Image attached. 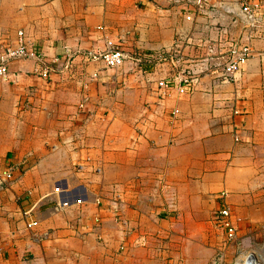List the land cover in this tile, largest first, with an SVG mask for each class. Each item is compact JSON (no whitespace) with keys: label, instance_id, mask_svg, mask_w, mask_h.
Listing matches in <instances>:
<instances>
[{"label":"crops","instance_id":"0c3cea01","mask_svg":"<svg viewBox=\"0 0 264 264\" xmlns=\"http://www.w3.org/2000/svg\"><path fill=\"white\" fill-rule=\"evenodd\" d=\"M241 3L209 0L197 10L189 0H0V53L22 38L61 60L49 80L34 59L12 60L0 81V174L18 166L0 185V264H165L168 253L208 249L202 222L219 208L234 223L264 219V36L230 79L203 70L213 61L206 40L234 28ZM191 35L192 44L179 45ZM108 41L126 50L179 46L190 60L170 65L169 77L205 58L194 92L159 87L168 76L158 68L106 72L83 62L81 52ZM64 58L72 60L62 70ZM67 195L85 201L55 209ZM27 208L39 236L48 232L39 242L21 221ZM98 213L93 229L86 216Z\"/></svg>","mask_w":264,"mask_h":264},{"label":"rangeland","instance_id":"374dc122","mask_svg":"<svg viewBox=\"0 0 264 264\" xmlns=\"http://www.w3.org/2000/svg\"><path fill=\"white\" fill-rule=\"evenodd\" d=\"M260 2H261V9H262V8H264V0H260ZM239 6L241 9V5H239ZM233 16H234V18L232 19V21L234 22V25H233L234 28L225 29L222 33L217 34V35H223V36L228 35V36H231L233 38H242L243 37V40H242L243 42H247V43L251 44V42L253 40L260 38V37L256 36V34H260V31H261V34H264V30H262V28H264V14H262V10L260 11L259 15L255 16L252 20H249V21L247 20L248 19L247 16L243 15L242 12L241 13L240 12L235 13ZM238 22L241 23V26L240 25L238 26V24H237ZM250 31H252V32L250 33ZM183 40H184L183 43H180L179 45L182 46L184 44H189V43L192 44L194 38L192 35L191 36H185V37H183ZM196 40L199 41V38ZM173 47L174 46L172 45L169 48H163V49H159V50L170 51V49L171 50L174 49ZM175 47H176V45H175ZM178 48H179V46H177L175 49L177 50ZM128 51L130 52V54L133 57H136V58H130V59L126 60L120 66L117 67L118 69H116L114 67H107L104 65L105 71L106 72L110 71V72L130 73V71L131 72L133 71L132 67H134L139 71L142 70L143 72H146V71L148 72V69L158 68L159 71L166 73V75L168 76V78H166V80L173 81L172 84L174 86L171 89H175L177 87L178 83L180 82V80L182 78V75H180V76L179 75H173V76L169 77V74H168V73L172 72V70L170 68L171 66L173 68H177V62H176V64H172L168 60H162V61H158V62L149 61V58L147 60V58L142 57L145 54V51H148V50H144V49H142V50L141 49H131ZM180 52L183 53V51H180ZM44 56H45V54H44ZM139 57H141V59H138ZM45 58H47V57L45 56ZM190 58H191V56H190ZM81 59H83L84 60L83 62H85V63H88V61H91V60H86L85 58H81ZM45 60L44 61H37L36 60V62L38 64L37 65L38 69H36L35 72H36V74H39L45 80H49L50 76L45 77L43 75L44 70H46L45 68L47 67V69L50 71L49 72L47 70L48 74H50V75L52 74L51 73L52 71L58 70V69L56 67H54L53 69L50 70V66H48L49 64H47V62H48L47 60H49V59L47 58V60L46 61ZM71 60H72V58L70 60L68 58H66V59L64 58L63 63L62 62L60 63L61 69L62 70L68 69L64 65H68L67 63H69V62L71 64ZM188 60H190V59L186 58L183 62H186ZM205 60H206L205 58H202L201 60H198V59L196 60V57L194 56L193 63H192V66L195 67V68H193L194 71L192 70L193 71L192 72L193 78L190 79L191 85H190V87H188V90L185 91L186 93H183V95L184 94H191L194 92L196 84H195V80H193V79H196L195 77L198 76L196 64H198V63L202 64L205 62ZM98 61L101 62V60H98ZM101 63H103V62H101ZM148 64L152 68L148 67ZM107 68H109V69H107ZM110 69H116V70H110ZM241 69H242V67H241ZM203 70L209 71L208 74L213 75L212 79H214L216 81H222V78H220L219 76H215L216 73L211 72L212 68H210V70H206V69H203ZM203 70H201V72H204ZM181 72H183V69ZM176 76L180 77V78L174 84V78H176ZM5 80H7V79H5ZM5 80H0V81H5ZM130 83L131 82H128V85L126 87H129V85L131 87ZM147 83H148V80H146V84ZM159 97L161 99V96H159ZM84 102L86 103L87 100L85 99ZM84 102H82L80 104V107L84 106V104H85ZM124 111H126L125 112L127 114L126 117H128L130 115L134 116V114H132V112H130L132 110L125 108ZM7 183H8L7 181H4L3 185H5ZM56 191L57 192L60 191L59 187L56 188ZM58 195H59V193H58ZM120 195L115 194V198L117 201L121 199ZM65 197L67 198V200H69L70 202H73L75 204H81L82 202L85 201V200H82V198H80L82 202L77 203L76 201H80L79 199L71 201V199L68 198V195ZM96 202H97V200H96ZM114 202H116V201L114 200ZM71 206H72V204H71ZM55 207H56V204L54 205V208ZM220 209H226L229 213V217H227L225 221H222L223 219L220 220V218L217 217V212ZM20 212H21V221H22L23 225L26 226L25 229L28 231L37 232V235H39L41 232L36 231V227L38 225V220L36 218H34L33 209L32 210H31V208L22 209V210H20ZM214 212L215 211L210 213V216L208 217V222H202V224H204V225L209 223L210 236L207 238V242L202 241V245H204L205 247H208V249H206L207 251L202 249L203 253L200 255H192L189 253V254L179 256L176 254L168 253V254L162 256V259L164 257L163 262L165 264H212L213 261H217L218 264H246V259H243L244 256L247 255L252 250H257V251H262L261 252V262H262V264H264V219H261L259 222L240 223V222L236 221L234 223V221H232V219H231L230 212L227 208L222 207V208L217 209L216 213H214ZM202 214H203V211H202ZM81 218H82L81 215H78L76 217V219H81ZM86 218H88V220L90 221V224L94 223L93 229H96L102 223L100 213L95 214V215H91L89 217L86 216ZM32 222H34L37 225L31 226L32 229L27 228L29 224L33 225ZM224 222H226V223L230 222L231 225L236 229L235 236L232 239H230L228 234H227L228 232H227V228H226ZM75 228H76L75 225H72L71 230L73 232H75V231L79 232ZM164 247L169 248L170 245H166ZM120 249L121 250L124 249L123 245H121Z\"/></svg>","mask_w":264,"mask_h":264},{"label":"built area","instance_id":"2783aa9c","mask_svg":"<svg viewBox=\"0 0 264 264\" xmlns=\"http://www.w3.org/2000/svg\"><path fill=\"white\" fill-rule=\"evenodd\" d=\"M209 0H189L190 3H192L197 10L204 9L205 6L208 4ZM241 12L243 15L247 16V20H252L255 16L260 14L261 9V2L260 0H242L241 3ZM252 31H250L251 33ZM256 34V33H255ZM20 32V36H21ZM256 36L260 37L264 36V34H256ZM242 38H233L228 35H218L215 38H209L206 40L208 42V45L205 47L206 49V57L211 58L213 61L210 63L212 68L211 72L216 73L215 76H219L222 78V80H226L230 77H232L233 74L238 72L241 67L248 61V59L252 55V49L251 44L247 42H243ZM177 47V46H176ZM175 46L174 49L170 51L168 50H153V51H145V54L142 56L144 58H149V61H162V60H168L172 64H177L180 62H183L184 54L180 52L181 50L178 48L177 50ZM180 50V51H179ZM81 55L85 57L86 60L91 61H98L101 60L103 64L107 67H118L123 62L130 58H136L133 57L130 52L126 49H124L122 46H119L118 44L108 41L107 48L103 50H86L84 52H81ZM34 59L35 61H44L45 58L44 54L36 49V47L29 48L26 45L25 40L23 41L22 38L19 40V44L14 47H7L0 53V80H5L9 76V63L12 60H18V59ZM198 58V56H196ZM66 59V58H65ZM69 60L71 58H68ZM138 59H141L139 57ZM45 60V61H46ZM48 66H50V70L56 67V64L60 61V58H53L51 60H47ZM68 64V63H67ZM54 66V67H53ZM65 67H68V65H64ZM44 70V76L49 77L50 74L47 72V67ZM49 71V70H48ZM50 72V71H49ZM192 69L189 68L185 70V72L182 74V78L180 82L177 85V91L180 94L186 93L185 91L188 90V87H190L191 82L190 79L193 78L192 76ZM180 76V75H179ZM180 77L174 78V84ZM195 80V79H193ZM173 81L171 80H160L158 82L159 87L169 90L174 85L172 84ZM177 112V110H174L173 115ZM18 170V166L14 164L8 165L6 170H4L0 174V185L3 184L4 181H10L13 180L16 176V171ZM24 170V169H23ZM21 171V168H20ZM80 201H76L77 203H81ZM97 202H100L99 199H97ZM72 202L67 200V198L60 199L59 197V203L56 204L55 209H59L62 207H67L71 205ZM24 215V214H23ZM217 217L223 219L222 221H225L227 217H229V213L226 209H220L217 212ZM33 225H28L27 228L32 229L31 226H35L34 222H32ZM226 228H227V234L230 239H232L235 236L236 229L231 225L230 222L226 223L224 222ZM31 227V228H30ZM48 235V232H44L41 236L32 234V238L34 241L40 240V237H45ZM38 236V237H37ZM261 252L257 250L250 251L247 255L244 256L243 259H246V264H262L261 262ZM212 264H218L217 261H213Z\"/></svg>","mask_w":264,"mask_h":264}]
</instances>
